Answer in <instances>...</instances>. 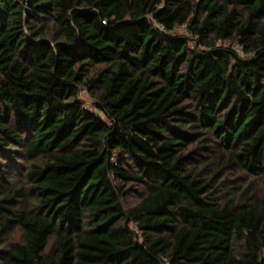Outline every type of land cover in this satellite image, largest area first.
I'll return each instance as SVG.
<instances>
[{"label": "trees", "instance_id": "obj_1", "mask_svg": "<svg viewBox=\"0 0 264 264\" xmlns=\"http://www.w3.org/2000/svg\"><path fill=\"white\" fill-rule=\"evenodd\" d=\"M0 264H264V0H0Z\"/></svg>", "mask_w": 264, "mask_h": 264}, {"label": "rangeland", "instance_id": "obj_2", "mask_svg": "<svg viewBox=\"0 0 264 264\" xmlns=\"http://www.w3.org/2000/svg\"><path fill=\"white\" fill-rule=\"evenodd\" d=\"M175 33L187 35V32H186V30H185L184 27H178V28H176ZM190 38H191V40H190V43L189 44L192 45V46L195 45L196 39L195 38H192V37H190ZM79 97L85 103V107H89L90 109H92V110L95 111V108L93 106V99L90 96V94H88V92L86 90L81 89V91L79 93ZM19 238H21L20 233H18V231H15L13 234H11L8 237V239L6 240V242L7 243H11V242H14V241L18 240Z\"/></svg>", "mask_w": 264, "mask_h": 264}, {"label": "built area", "instance_id": "obj_3", "mask_svg": "<svg viewBox=\"0 0 264 264\" xmlns=\"http://www.w3.org/2000/svg\"><path fill=\"white\" fill-rule=\"evenodd\" d=\"M182 27H185L184 25ZM225 45L227 47H230L231 49H233V51L240 57H242L244 54H243V51L242 49L236 44V43H231V42H226ZM81 91V90H80ZM80 93V92H79ZM86 110L88 111H93L92 109H90L89 107H85Z\"/></svg>", "mask_w": 264, "mask_h": 264}]
</instances>
